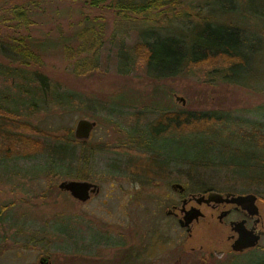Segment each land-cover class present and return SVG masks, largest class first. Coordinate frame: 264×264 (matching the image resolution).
Masks as SVG:
<instances>
[{"label": "rangeland", "instance_id": "374dc122", "mask_svg": "<svg viewBox=\"0 0 264 264\" xmlns=\"http://www.w3.org/2000/svg\"><path fill=\"white\" fill-rule=\"evenodd\" d=\"M206 1L212 3V0L186 2L194 5L197 17H202L206 11ZM220 2L226 7L230 5L229 1L215 0L211 9L217 11ZM254 4L257 5L259 13L251 12ZM263 6L264 0H241L240 9L245 10L246 15L240 21L239 28L249 38L248 43L258 49L256 48L257 52L247 53L248 66L243 67L245 69L235 74L230 82L220 83L207 79L203 75L204 70L200 69L195 76H186L182 70L179 75L153 80L143 70L142 61L139 59L136 64L124 65L127 53L124 49L118 50L119 43H123L125 47L134 44L139 39V30L152 28L161 41L159 47L163 48L168 44L169 37L166 36H171L167 34L169 27L180 26L183 33L187 32L181 19L161 18L156 23L118 21L115 29L110 12L83 9L78 3L65 2L57 6L46 4V14L40 15L38 19L39 28L32 31L33 37L41 40L40 49L44 51L42 71L50 81L58 83L60 89L69 90L79 97L72 100L70 105L49 112H37L30 122L48 135H61L65 130H73L79 118L96 121L88 140L89 145L94 148L91 159L83 164L73 163V166L83 171V179L97 183L100 190L87 201L80 202L66 192L52 189L62 179L77 178L72 173L71 176L41 174L48 170L43 155L0 161V264H38L39 255L42 253L51 257L52 264H113L106 259L105 262L86 259L93 252L101 258L98 253L100 242L115 240V235L109 233L113 227L109 226L120 225L121 228L118 229L125 232V226L133 221V227L137 226L134 229L146 235L151 221L172 220L161 210L165 205L161 188L166 180L143 174L133 165L129 170L127 160L130 157L135 162L142 159V155L146 153L143 145H149L169 155L179 154L180 137L170 135L173 131L154 138L146 129L145 123L157 122V117L165 112L201 111L216 116L231 115L240 126L264 123ZM56 7H59L57 13ZM80 12L90 17L101 13L107 20L102 46L96 52V69L89 75L77 77L70 72V67L65 66L61 45L63 39L89 32V24L82 27L72 25L81 16ZM239 13L241 11L228 15L238 19L241 16ZM215 15L213 13L211 16L214 23L223 22L216 20ZM196 23L197 20L192 25H197ZM178 36L179 33H174L172 38ZM89 42L92 43L90 37L79 40L82 46ZM73 53L75 57L72 58V68L81 70L82 61L80 57H76V51ZM10 54H13L12 57L18 56L9 45L0 43V96L10 95L19 103L25 99L27 88L35 91L34 82L23 78L27 70L6 65V55ZM169 67L167 65L161 70L168 71ZM8 69L12 72L10 75ZM15 70L17 74L13 73ZM5 75L9 81H2ZM174 94L182 96L185 104L176 101ZM132 112L133 124L130 121ZM137 113L145 115L140 118L142 123L138 124V128L132 131L130 126L136 125L134 122L138 119L135 116ZM157 123L165 126L162 122ZM184 129L182 126L181 131ZM39 137L46 142L49 140L48 137ZM124 139H137L138 144H134L132 148L126 147L122 143ZM177 174L180 182L193 191L203 188L235 192L245 190L238 182L228 181L232 175L228 171L216 168L194 169L185 163H175L163 173L162 178L177 177ZM255 190L259 197L264 196V187H257ZM256 204L259 211L258 226L264 231V199L258 198ZM240 218L242 217L238 213H232L225 221ZM21 226L23 232L18 234L17 230ZM228 228L220 225L216 214L211 217L208 211L205 217L199 218L195 226L196 234L190 243L196 247H213L218 238H225ZM175 235L176 233L172 234L174 237ZM30 236L35 239L30 241ZM255 250L238 254L236 264H252L257 260V252H264V235ZM109 252L102 255H106L107 259L109 255H122L118 247ZM130 263L131 260L128 259L127 263L124 261L121 264Z\"/></svg>", "mask_w": 264, "mask_h": 264}, {"label": "trees", "instance_id": "16d2710c", "mask_svg": "<svg viewBox=\"0 0 264 264\" xmlns=\"http://www.w3.org/2000/svg\"><path fill=\"white\" fill-rule=\"evenodd\" d=\"M186 1L2 0L0 43L9 45L11 50L18 54L17 57H12L13 54L6 55L5 63L9 67L27 70L23 78L34 82L35 91L27 88L25 99L19 103L10 95L0 96V161L6 162L14 158L29 159L43 155L48 170L41 174L71 176L72 173L77 179H83L85 174L73 166V163L83 164L92 157L94 148L89 145L88 140L77 139L72 129L65 130L61 135H48L30 122L37 112H49L70 105L72 100L79 97L69 90L60 89V85L50 81L42 71L44 51L40 49L41 40L34 38L32 31L39 28L38 19L40 15L46 14V4L57 6L70 2L78 3L83 9L110 12L115 29L118 21L156 23L161 18L181 19L182 26L187 27V32L183 33L180 26L169 27L167 34L171 36H166L169 40L163 48L159 47L161 41L158 33L152 28L146 31L139 30V39L134 44L125 47L123 43H119L118 50L124 49L127 53L124 65L136 64L139 59L142 61L143 70L153 80L179 75L182 70L186 76L190 74L195 76L200 69L204 70L203 75L209 80L230 82L235 74L248 66L247 53L257 52L258 49L248 43L249 38L239 28L240 21L246 15V11L240 9L241 0H226L230 2L228 7L220 2L217 11L211 9L215 0H212V3L206 1V11L202 17H197L194 5ZM256 6L255 4L252 6L251 12L254 14L260 12ZM237 11H241L238 19L229 17V13ZM55 12H59V7L55 8ZM80 13L81 16L72 25L82 27L89 24V32L70 36L67 40L63 39L61 45L65 66L70 67V72L77 77L89 75L96 69V52L102 46L107 20L101 13L94 17ZM213 13L216 14L214 16L216 20L223 22L214 23L211 18ZM261 14L264 17V6ZM195 20L198 21L197 25H192ZM58 31L62 33L61 29ZM174 33H179V36L173 39ZM82 37H90L92 43L80 45L79 40ZM73 51H76V57H80L82 61L81 70L72 68V58L75 57ZM167 65H170L168 71L161 70ZM11 73L8 69V74ZM13 73L17 74L16 70ZM4 77L2 81H9L6 75ZM144 115L135 114L138 119L135 120L136 125H133V129H137L138 124L142 123L140 118ZM157 122H162L165 126H160ZM157 122L145 123L146 129L154 138L162 134L167 135V131H173L170 135L180 137L179 154L169 155L149 145H143L146 153L142 155V159L135 162L130 157L127 160L129 170L133 165L143 174L162 177L166 162L170 159L179 160L194 169L216 168L228 171L232 174L228 181L238 182L239 186L245 188L244 191L232 192L240 194L255 192L258 198L264 199V196L259 197L255 190L257 187H264V123L240 126L234 122L231 115L216 116L201 111L183 113L169 111L160 114ZM182 126L185 127L184 131H181ZM39 135L48 137L49 140L46 142ZM52 189L60 191L57 187ZM22 232L21 226L17 233ZM34 239L30 236V241ZM256 255L257 260L252 264H264V252H257Z\"/></svg>", "mask_w": 264, "mask_h": 264}, {"label": "flooded vegetation", "instance_id": "af4514ba", "mask_svg": "<svg viewBox=\"0 0 264 264\" xmlns=\"http://www.w3.org/2000/svg\"><path fill=\"white\" fill-rule=\"evenodd\" d=\"M130 121L133 124V112L130 113ZM130 128L133 131V125L130 126ZM92 131L90 133V137L92 135ZM131 140L132 141L124 139L122 143L124 146L132 148L134 144L136 145L138 140ZM175 163L181 164L182 162L170 159L165 164V171L172 168ZM161 180H166L164 182V187L161 188L163 190L162 194L158 192L163 197V203H165V205L161 207V210L172 220L151 221L147 226L148 229L146 231V235H142L140 233L141 231L134 229L137 226L133 227V221L130 222L129 226H125V232L118 229L121 228L120 225L109 226L111 228L113 227V230H110L109 233L113 234V236L115 235V240L110 242H100L101 248L98 253L101 255V258L100 256L97 257L98 255L93 252L89 255L90 257L88 256L86 259L95 262H99L100 260L105 262L106 259L113 262V264H121L124 263V261L127 263L128 259L131 260L130 264H224L226 262H228V264H235V259L238 254H242L243 252L254 249L258 246L259 243L256 246L246 248L241 252L233 250L232 243L237 237V233L232 229L230 222L245 219L244 227L252 232L260 233L261 239L264 235V231L260 226H258L259 221L254 223L253 218L246 217L244 211L232 203H205L204 201L198 203L196 201L197 197L200 195L207 196V194L211 191L219 192L223 195L226 193H240L232 191H218L211 188H203L198 191L189 190L180 182L179 174H177V177H167L164 179L161 177ZM177 185H181L183 187V191H180ZM92 195L93 194H91L90 197ZM192 208L199 209L202 216H199L197 220L193 219L188 222V225L186 226L182 225L180 223V219L185 215L187 210ZM208 211H210L211 217L216 214L217 221L220 225L229 227L228 232L224 239L218 238L217 241H215V246H210L211 248H203L201 245L196 247L190 243V240L196 234L195 226L199 222V218L205 217ZM224 211L228 212L225 216H223V218L219 219L218 215ZM232 213H238L242 218L225 221V219ZM173 233H176L175 237L172 236ZM216 245H219L220 247L217 248ZM116 247L121 250L122 255H120V257H112L109 255V259H107L106 255H102V253L106 254V251L110 253L109 251H112ZM42 257H45L44 264H52L51 257L46 253L39 255L38 264H42Z\"/></svg>", "mask_w": 264, "mask_h": 264}, {"label": "water", "instance_id": "95a60500", "mask_svg": "<svg viewBox=\"0 0 264 264\" xmlns=\"http://www.w3.org/2000/svg\"><path fill=\"white\" fill-rule=\"evenodd\" d=\"M176 101H180L182 105L185 104V99L182 96L174 94ZM96 121L90 120L87 118H79L73 129V134L77 139L87 140L90 137L91 131L95 128ZM56 187L62 191L68 193L73 199L85 202L90 198L91 194L99 193V185L95 182L86 180V179H62L60 180ZM180 191H183L181 185H177ZM198 203L204 201L205 203L209 202H226L235 204L241 210L244 211L246 217H251L254 220V223L259 221V211L256 204L257 196L254 193L246 194H233L226 193L225 195L211 191L207 196L200 195L196 198ZM228 211L222 212L218 215V218L221 219ZM199 216H202V213L197 208H192L185 212V215L180 219L182 225H188V222L193 219H198ZM245 219L239 221L230 222L232 229L237 233V237L232 243V249L238 252L243 251L246 248H251L256 246L260 240V233H255L250 230H247L244 227ZM45 257L41 258V263L44 264Z\"/></svg>", "mask_w": 264, "mask_h": 264}]
</instances>
